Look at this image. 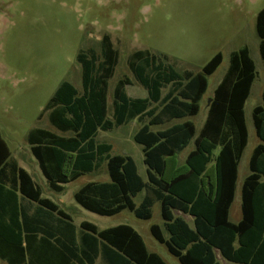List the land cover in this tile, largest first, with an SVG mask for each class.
<instances>
[{"label":"trees","instance_id":"1","mask_svg":"<svg viewBox=\"0 0 264 264\" xmlns=\"http://www.w3.org/2000/svg\"><path fill=\"white\" fill-rule=\"evenodd\" d=\"M264 63V7L256 23ZM82 92L69 81L56 90L47 107L50 124L60 133L34 128L28 143L49 187L62 193L65 186L106 165L109 182H89L75 193L84 209L100 216L129 210L149 220L160 203L169 237L161 226H151L153 237L165 244L181 264H264V91L263 104L253 110L256 135L249 175L241 188L242 218L230 220L239 165L248 145L245 105L257 69L248 47L230 56L229 67L208 100L207 116L198 131L187 118L197 116L208 90V76L223 62L217 53L198 72H180L149 51L129 55L136 82L147 90L131 97L132 79L117 81L109 113V87L119 52L106 34L100 50H82ZM166 90V92H164ZM169 127L154 131L175 120ZM138 120L134 141L143 146L147 180L128 155H112V145L99 143L98 134ZM194 149L183 162L181 153ZM143 194L140 205L135 197ZM176 212L188 215L193 226ZM77 228L58 204L43 197L31 174L12 159L0 130V259L7 264H168L150 252L143 237L130 225L100 230L83 221ZM101 259L98 261V259Z\"/></svg>","mask_w":264,"mask_h":264},{"label":"rangeland","instance_id":"2","mask_svg":"<svg viewBox=\"0 0 264 264\" xmlns=\"http://www.w3.org/2000/svg\"><path fill=\"white\" fill-rule=\"evenodd\" d=\"M264 0H0V130L10 146L12 159L26 169L43 191V197L58 204L73 218L79 234L87 221L100 230L122 224L132 226L144 239L150 252L159 254L168 264H181L165 244L157 241L151 226H161L165 236L160 203L152 206L149 220L137 218L129 210L114 216H100L84 209L75 193L89 182H109L106 165L65 186L62 193L49 187L37 159L31 152L28 134L34 128L60 133L49 121L47 110L56 90L69 81L82 92V69L77 56L82 50H100V42L109 34L119 52V61L109 87V113L112 115L113 91L118 80L129 77L131 97L144 98L148 92L134 79L128 64L130 54L149 51L183 72H198L219 52L223 62L208 76V90L200 113L191 118L199 130L206 118L208 100L225 75L233 52L248 47L257 69V79L245 105L249 140L239 167V180L230 220L242 218L241 188L250 173L253 149L261 143L256 135L253 110L263 104L264 63L256 23ZM166 92V90L164 91ZM153 127L165 129L176 122ZM141 123L135 120L113 131H101L99 143L112 145V155L131 156L139 173L147 180L143 146L134 141ZM194 149L191 143L180 155L183 162ZM143 194L135 197L140 205ZM182 215L193 226L188 215ZM225 264H229L224 261ZM0 264H7L0 259Z\"/></svg>","mask_w":264,"mask_h":264},{"label":"crops","instance_id":"3","mask_svg":"<svg viewBox=\"0 0 264 264\" xmlns=\"http://www.w3.org/2000/svg\"><path fill=\"white\" fill-rule=\"evenodd\" d=\"M213 95H214V94H213ZM206 116H207V114H206ZM205 120H206V118H205ZM204 122H205V121H204ZM246 123H247V122H246ZM203 124H204V123H203ZM202 126H203V125H202ZM247 127H248V126H247ZM201 128H202V127H201ZM201 128H200V129H201ZM200 129H199V130H200ZM197 130H198V129H197ZM199 130H198V131H199ZM248 131H249V129H248ZM245 150H246V149H245ZM253 150H254V149H253ZM244 152H245V151H244ZM252 152H253V151H252ZM241 160H242V159H241ZM17 163H18V162H17ZM240 163H241V162H240ZM18 165H19L20 167H22L19 163H18ZM239 167H240V165H239ZM22 168H23V167H22ZM248 175H249V174H248ZM248 175H247V176H248ZM247 176H246V177H247ZM238 180H239V173H238ZM243 181H244V180H243ZM237 183H238V181H237ZM236 190H237V188H236ZM235 195H236V194H235ZM69 215H70V214H69ZM70 216H71V215H70ZM183 217H184V216H183ZM184 218H185V217H184ZM72 220H73V218H72ZM73 223H74V222H73ZM80 225H81V224H80ZM100 260H101V259L99 258L98 261H100Z\"/></svg>","mask_w":264,"mask_h":264},{"label":"water","instance_id":"4","mask_svg":"<svg viewBox=\"0 0 264 264\" xmlns=\"http://www.w3.org/2000/svg\"><path fill=\"white\" fill-rule=\"evenodd\" d=\"M257 76H258V74H257ZM209 103H210V101H209Z\"/></svg>","mask_w":264,"mask_h":264}]
</instances>
